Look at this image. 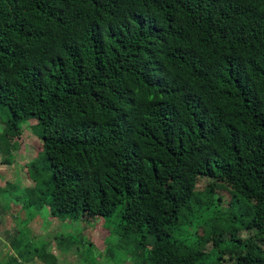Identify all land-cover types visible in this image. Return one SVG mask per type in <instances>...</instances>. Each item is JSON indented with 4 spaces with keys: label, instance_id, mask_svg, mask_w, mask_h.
Returning a JSON list of instances; mask_svg holds the SVG:
<instances>
[{
    "label": "trees",
    "instance_id": "16d2710c",
    "mask_svg": "<svg viewBox=\"0 0 264 264\" xmlns=\"http://www.w3.org/2000/svg\"><path fill=\"white\" fill-rule=\"evenodd\" d=\"M0 109L6 162L23 123L44 146L22 213L115 215L142 264H264V0H0Z\"/></svg>",
    "mask_w": 264,
    "mask_h": 264
},
{
    "label": "rangeland",
    "instance_id": "374dc122",
    "mask_svg": "<svg viewBox=\"0 0 264 264\" xmlns=\"http://www.w3.org/2000/svg\"><path fill=\"white\" fill-rule=\"evenodd\" d=\"M6 121V113L0 109V136L4 132ZM36 124L35 120L22 124L20 137L13 139L17 148L13 150L12 155L6 154V157L10 155L8 158L11 161L6 162L5 157L0 154V264H7V259L11 258L10 254L12 255L7 240V233L11 231L4 232L11 230L12 225L19 226V231L26 235L25 244L29 245V249L22 258L25 264H142L143 257L137 259L134 256L135 237H126L116 229L118 222L115 215L111 219H73L52 217L47 207L39 212L20 211L22 207L21 204L15 203L16 199L23 194L25 188L34 186L32 180L35 169H41L43 166L44 146L39 133L35 130ZM40 172L43 175V170ZM208 182L206 177L201 178L198 189H204ZM12 186L19 187L11 191ZM216 193L223 197L220 201L222 208H227L232 199L231 194L222 189H217ZM236 204L240 206L235 207L234 211L241 207L240 203ZM192 206L197 209L196 206ZM204 219L210 221L211 215ZM189 231L186 226L180 228L182 234H188L190 239H193V234ZM178 233L176 231L174 235ZM251 233L252 231L241 232L244 238ZM72 240L75 243L73 245L70 244ZM59 242L62 244L61 248L57 245ZM44 245H47L48 252L56 256L55 263L51 257H48L50 261L47 262L37 255V249ZM70 247L74 248L72 252H76L79 257L70 252L72 249H69ZM212 247L213 243L209 242L206 249L210 250Z\"/></svg>",
    "mask_w": 264,
    "mask_h": 264
},
{
    "label": "crops",
    "instance_id": "0c3cea01",
    "mask_svg": "<svg viewBox=\"0 0 264 264\" xmlns=\"http://www.w3.org/2000/svg\"><path fill=\"white\" fill-rule=\"evenodd\" d=\"M14 225H12V228H11V230H13L14 229ZM11 230H5L4 232H7V231H11ZM5 248H3V250H4ZM1 253V252H0Z\"/></svg>",
    "mask_w": 264,
    "mask_h": 264
}]
</instances>
